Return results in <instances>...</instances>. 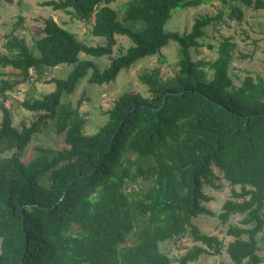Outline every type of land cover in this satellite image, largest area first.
<instances>
[{
  "label": "trees",
  "instance_id": "16d2710c",
  "mask_svg": "<svg viewBox=\"0 0 264 264\" xmlns=\"http://www.w3.org/2000/svg\"><path fill=\"white\" fill-rule=\"evenodd\" d=\"M111 1L44 0L83 20L92 15L89 31L102 36V44H86L50 15L35 31V53L14 26L4 34L0 264H187L201 253L214 254L222 241L192 221L198 213L213 214L203 203L211 196L202 189L203 183L214 185L212 166L231 185L217 217L225 222L232 213L240 215L238 223L225 227L230 236L224 246L228 259L234 264H264V249L258 244L264 241V74L246 73L233 82L228 69L235 42L228 35L217 42L214 58L191 56L189 48L202 44L204 27L222 18V10L195 16L182 32L164 28L174 7L204 0H126L121 18L108 5ZM239 1L264 10V0ZM243 16L240 4L228 5V19L241 21ZM127 20L135 24L126 25ZM116 34L131 43L102 69L78 56L110 54ZM170 40L178 44L177 70L163 75L155 65L140 72L146 94L120 92L106 109V119L85 133L81 98L72 104L61 95L71 92L87 70L88 82H107L137 58L158 53ZM61 62L73 63L65 77L45 78L54 83L51 90L21 100L23 108L36 113L34 119L12 124L5 98L16 80L2 68L26 80L31 69ZM47 123L62 134L64 145L47 154L36 146L34 156L22 158L27 143ZM138 179L147 180L144 189L129 187ZM185 232L198 243L174 258L160 248L159 242ZM128 239L132 241L125 243Z\"/></svg>",
  "mask_w": 264,
  "mask_h": 264
},
{
  "label": "rangeland",
  "instance_id": "374dc122",
  "mask_svg": "<svg viewBox=\"0 0 264 264\" xmlns=\"http://www.w3.org/2000/svg\"><path fill=\"white\" fill-rule=\"evenodd\" d=\"M125 1L114 0L108 3L117 10L118 18L122 16L123 7L121 6ZM230 3H238L242 6L244 16L241 21L226 17ZM218 10H222V18L204 27L203 42L200 46L189 48L191 56L193 58H214L217 42L222 36L228 35L235 42V46L231 50L228 69L233 82L238 83L246 73L263 75L264 10L244 6L239 0H225V2L221 0H204L195 5L174 7L170 16L164 22V28L182 32L189 28L195 16L202 13H215ZM47 15H50L64 28L73 31L75 36L86 44H102L104 41L102 36L91 34L89 31L92 15L88 20H83L74 13L68 12V10L53 9L49 4H45L44 0H12L11 2H0V50L3 49L4 34L14 26V32L22 37L25 45L35 53L33 37L36 34V29L41 25L42 18ZM124 23L133 25L135 21L127 20ZM115 39L116 43L113 45L110 54L89 55L79 52L78 56L90 58L96 67L102 69L108 64L110 57L117 54L119 50H124L131 43L125 35L116 34ZM177 55L178 44L174 40H170L160 48L158 53L137 58L128 67L119 69L115 77L107 82L100 84L88 82L87 77L90 70H87L77 80L73 90L69 93H63L61 99H68L72 104H75L77 99L81 98L78 108L85 117L83 131L92 133L106 119V109L120 92L133 90L146 94V86L138 80L140 72L159 65L163 75L172 74L178 67ZM72 66L73 63L70 62H61L53 66L41 65L42 70L41 68L38 70L31 69L30 77L26 80H18V77L14 75L15 70L9 67L2 68L6 72V76L16 80L12 88L6 90L5 98L6 104L10 106L11 123L19 126L20 124H28L34 119L36 113L23 108L21 100H31L51 90L54 83L45 82L44 79L50 76L65 77ZM63 145L62 134L56 133L53 125L47 123L41 131L30 139L21 156L24 159L34 156L37 153L36 146L44 147L45 154H47ZM212 170L215 175L213 178L214 185L203 183L202 189L211 196L209 200L203 203L212 209L213 214L198 213L192 218V221L201 231L216 235L222 241L223 246L214 254L201 253L196 259L188 261L187 264H234L228 259L224 248L225 243L230 239V236L225 233V227L228 222L238 223L240 215L232 213L225 222L220 221L217 217L216 213L220 210L222 201L230 194L231 185L222 176L220 170L214 166H212ZM39 180L43 183L46 182V176L40 175ZM147 183V180L138 179L136 182L131 183L129 187L144 189ZM234 188L238 189V185H234ZM131 241L132 239H128L125 243ZM193 243L198 242L193 241L190 234L185 232L182 235L159 242V246L171 258H174ZM258 244L261 249H264V241L259 240ZM170 264L177 263L173 260Z\"/></svg>",
  "mask_w": 264,
  "mask_h": 264
},
{
  "label": "water",
  "instance_id": "95a60500",
  "mask_svg": "<svg viewBox=\"0 0 264 264\" xmlns=\"http://www.w3.org/2000/svg\"><path fill=\"white\" fill-rule=\"evenodd\" d=\"M163 102V99L161 100L160 104ZM150 108H155V107H150ZM18 264H20V261L18 262Z\"/></svg>",
  "mask_w": 264,
  "mask_h": 264
}]
</instances>
